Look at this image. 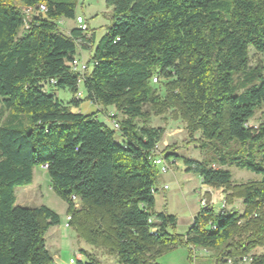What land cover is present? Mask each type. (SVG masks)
Here are the masks:
<instances>
[{
	"label": "trees",
	"instance_id": "1",
	"mask_svg": "<svg viewBox=\"0 0 264 264\" xmlns=\"http://www.w3.org/2000/svg\"><path fill=\"white\" fill-rule=\"evenodd\" d=\"M20 3L46 11L32 14L24 28L13 0H0V104L7 111L5 120L0 115V264H54L46 233L58 215L46 205L15 204V188L30 184L42 164L67 202L68 225L117 264H159L179 246H224L218 262L248 256L246 264H264V168L257 161L264 123L257 132L246 126L264 107V0H105L112 24L98 40L92 30L59 29V19L75 18V2ZM250 48L262 56L260 68L249 67ZM80 50L88 52L80 88L98 108L90 113L71 111L84 99L65 105L54 93L77 91L69 63ZM153 77L163 79L162 96ZM144 105L155 115L171 109L189 137L199 132L201 146L211 148L207 161L182 158L201 184L228 188L227 165L261 176L237 187L242 212L203 207L180 234L175 215L154 211L152 152L164 130L147 123ZM80 253L87 261L74 264H98Z\"/></svg>",
	"mask_w": 264,
	"mask_h": 264
},
{
	"label": "rangeland",
	"instance_id": "2",
	"mask_svg": "<svg viewBox=\"0 0 264 264\" xmlns=\"http://www.w3.org/2000/svg\"><path fill=\"white\" fill-rule=\"evenodd\" d=\"M76 3V16L83 17L88 26L87 32L92 30L95 33V39L98 40L104 35L112 24L111 7L105 3V0H53ZM13 3L22 11L25 5L20 3V0H13ZM59 29L67 34L70 29L76 26L73 19L61 18L57 21ZM79 57L83 60L88 59L87 51H79ZM262 66V56L249 49V67L260 68ZM238 77H235V81ZM163 79L158 78L157 82L153 83L157 88V92L163 95ZM56 97L63 103L67 104L75 94H72L68 89H55ZM84 99V95L81 97ZM89 104L87 100L81 102V111L83 113L89 112ZM94 107V106H92ZM96 107V108H95ZM92 109L97 111L95 106ZM72 108V107H71ZM113 107L109 106L108 113H114ZM143 110L148 113L146 121L150 126L162 127L164 132L160 142L156 146V154H159L165 160L168 170L165 173L157 172V189L154 193V211H166L173 214L177 218L176 232L184 234L191 225L193 218L203 208L200 200L203 199L208 207L216 212L220 207L226 210L233 209L237 212H242L244 204L242 198L235 195L237 187L246 185L251 182L258 181L261 176L251 171L237 168L234 165H227L223 168L228 169L232 174L231 185L226 187L205 186L200 182L199 176L194 172L184 170L182 158H190L196 161H207L211 158L213 152L211 148L202 147L201 142L198 141L199 132L189 137L184 120L178 118V115L171 109L163 114L155 115L149 105H144ZM106 113V112H105ZM0 115L2 120L7 118V111L3 109L0 104ZM108 116V115H107ZM98 117L104 119L102 114L98 111ZM107 123L110 124L109 117L106 118ZM264 123V107L257 109L253 117L247 122L246 126L253 132H257L259 126ZM115 140L120 141L116 135ZM238 145L232 144L233 148ZM170 155L169 159H165V154ZM257 153V152H256ZM262 159L257 161L264 168V151L262 152ZM256 155L259 156V153ZM167 188L164 189L163 186ZM15 204L27 207H35L39 205H46L53 210L59 217L58 224L50 227L46 233V245L52 254L58 256L60 264H69V258H76L80 253V249H85L97 261L105 257H115L103 248L93 247L86 244L83 240L77 237L73 226L65 227L66 216L68 212L67 202L62 199L55 191L52 190L49 177L45 170L40 167L33 169V179L28 185L18 186L14 190ZM227 197H230L229 203L225 202ZM74 207L79 208L80 202L74 201ZM185 248V246H179ZM211 250L215 256L204 258L205 264H215L214 259L219 256L222 248ZM259 251V249H257ZM102 261V260H101ZM99 264H109V261H102ZM192 263L188 259V264ZM217 263H221L218 262ZM225 264V263H223Z\"/></svg>",
	"mask_w": 264,
	"mask_h": 264
},
{
	"label": "built area",
	"instance_id": "3",
	"mask_svg": "<svg viewBox=\"0 0 264 264\" xmlns=\"http://www.w3.org/2000/svg\"><path fill=\"white\" fill-rule=\"evenodd\" d=\"M46 11V7L44 4H39L37 7H32V6H25L23 9H22V14L24 16V19H23V27L26 28L27 27V21L28 19L30 18V16L34 13H44ZM74 21L76 23V28L77 29H80L81 31L83 32H86L87 29H88V26L87 24L85 23L84 19L82 16L78 15L74 18ZM70 65V68L73 72H75L77 74V79H76V84H77V91L75 92V97L77 99L81 98L83 96V91L82 89L80 88V85L82 83V80L84 78V75L88 69V64L85 60H83L82 58H80L79 56H76L74 57L71 62L69 63ZM152 82L155 83L157 82V78L156 77H153L152 78ZM113 114L112 113H109L108 116H112ZM110 124L113 128L115 129H118V124L117 122L114 120V119H111L110 120ZM157 146V145H156ZM156 146L152 152V162L153 164L157 167V169L161 172V173H165L167 172L168 170V166L167 164L165 163V160L163 159V157L159 154H156ZM40 168L42 170H46L47 168V165L46 164H42L40 166ZM164 189L167 188L166 185L163 186ZM71 199L74 201H76L75 197H71ZM200 203H201V206L202 207H206L207 204L205 203V201L203 199L200 200ZM223 208V206H222ZM221 209V207H220ZM70 220V216L67 215L66 216V222L64 224V226L67 228L69 227L68 225V221ZM77 257V256H76ZM75 259L76 258H70L69 259V264H74L75 263ZM250 260V258L248 256H245V257H242L239 264H246L248 263ZM226 263L227 264H232V261L231 259H226Z\"/></svg>",
	"mask_w": 264,
	"mask_h": 264
},
{
	"label": "crops",
	"instance_id": "4",
	"mask_svg": "<svg viewBox=\"0 0 264 264\" xmlns=\"http://www.w3.org/2000/svg\"><path fill=\"white\" fill-rule=\"evenodd\" d=\"M81 52L83 50H80ZM89 104V112H94L95 109H92L95 107L94 104H92L90 101H88ZM94 106V107H92ZM81 103L79 104L78 107H72L71 111L73 112H81L83 113V111H81ZM96 108V107H95ZM184 168V167H183ZM201 182V181H200ZM203 187H205L206 185L202 184ZM50 231V229H49ZM178 233V232H177ZM181 234V233H180ZM53 256V260H54V264H60L58 256L56 254H52ZM210 257H214L215 254L212 253L211 250L209 249H205V248H200V247H192L190 250L188 248H182V247H177L167 253H164L163 255L159 256L157 258V262L159 264H188V259H190L192 261V263H196L199 260L198 264H205L204 263V258H209ZM70 259V258H69ZM77 261H82V262H86L87 259L85 258L84 255H82L81 253H79L78 257H76ZM109 261V264H117L116 259L114 257H105L102 259H98L97 263L99 264L100 261ZM101 261V262H102ZM215 264H223V263H217V257L214 259ZM69 262V260H68ZM227 264V263H225Z\"/></svg>",
	"mask_w": 264,
	"mask_h": 264
}]
</instances>
